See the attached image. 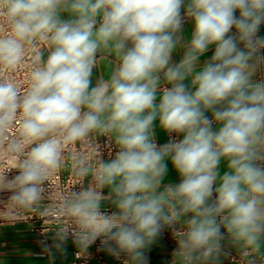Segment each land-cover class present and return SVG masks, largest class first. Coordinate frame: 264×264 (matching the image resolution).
<instances>
[{"label":"clouds","instance_id":"clouds-1","mask_svg":"<svg viewBox=\"0 0 264 264\" xmlns=\"http://www.w3.org/2000/svg\"><path fill=\"white\" fill-rule=\"evenodd\" d=\"M262 27L264 0H0V222L56 220L49 264H149L165 229L172 264H264Z\"/></svg>","mask_w":264,"mask_h":264},{"label":"crops","instance_id":"crops-1","mask_svg":"<svg viewBox=\"0 0 264 264\" xmlns=\"http://www.w3.org/2000/svg\"><path fill=\"white\" fill-rule=\"evenodd\" d=\"M261 34L264 35V27L261 29ZM211 52L207 53L201 59H207ZM174 60L178 56L174 54ZM115 57L111 60H104L101 69L105 74L110 73ZM167 136L157 130V139L159 141H166ZM225 170V163H221V171ZM167 182L178 183L179 177L175 170L169 163V172L166 177ZM50 244H54L52 236L50 237ZM175 249L171 250L167 245L165 239L160 235L155 243L150 246L147 251L149 257V264H168L172 259V253ZM231 256L223 260V264H232V257L237 256L234 250H231ZM81 253L74 246L71 240L66 245V253L63 255L57 254L55 264H82L80 262L73 263ZM118 264L112 256L106 251H103V257H92L87 264ZM0 264H49V258L43 253V244L40 237L32 229L28 223L18 224H0Z\"/></svg>","mask_w":264,"mask_h":264},{"label":"built area","instance_id":"built-area-1","mask_svg":"<svg viewBox=\"0 0 264 264\" xmlns=\"http://www.w3.org/2000/svg\"><path fill=\"white\" fill-rule=\"evenodd\" d=\"M157 141L159 143H164L167 140L159 141L157 139ZM67 182L69 183V185H71L72 180H71L70 175H67ZM18 223H28L29 225H31L32 229L36 232V234L40 237L42 241L43 239H45V237L47 238L48 244L51 243L50 237L53 236V232L55 231L56 226H57L56 220L44 217L39 210L34 211L33 213L26 215L17 221H13L11 224H18ZM0 224H5V223L0 222ZM161 236L165 239L167 245L169 246L171 250L176 249L177 244L170 230L165 229L162 232ZM103 251L104 250L98 246V243L94 244L87 250V253L85 254L81 253V255H78L77 258L73 261V263L80 262L82 264H87L92 257H99L101 259L103 257ZM114 260L118 264H122V260H117L115 258ZM102 263L106 264L105 261H103ZM168 264H172V259H170Z\"/></svg>","mask_w":264,"mask_h":264}]
</instances>
